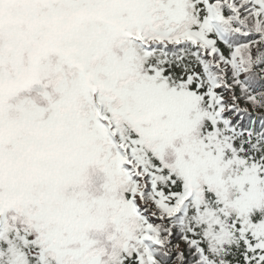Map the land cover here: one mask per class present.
Masks as SVG:
<instances>
[{
  "label": "snow or ice",
  "instance_id": "obj_1",
  "mask_svg": "<svg viewBox=\"0 0 264 264\" xmlns=\"http://www.w3.org/2000/svg\"><path fill=\"white\" fill-rule=\"evenodd\" d=\"M0 264H264V0H0Z\"/></svg>",
  "mask_w": 264,
  "mask_h": 264
}]
</instances>
